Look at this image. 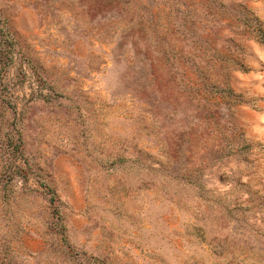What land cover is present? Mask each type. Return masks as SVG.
Listing matches in <instances>:
<instances>
[{"label":"rangeland","instance_id":"374dc122","mask_svg":"<svg viewBox=\"0 0 264 264\" xmlns=\"http://www.w3.org/2000/svg\"><path fill=\"white\" fill-rule=\"evenodd\" d=\"M260 30L264 0H0V245L264 264Z\"/></svg>","mask_w":264,"mask_h":264},{"label":"trees","instance_id":"16d2710c","mask_svg":"<svg viewBox=\"0 0 264 264\" xmlns=\"http://www.w3.org/2000/svg\"><path fill=\"white\" fill-rule=\"evenodd\" d=\"M260 31L262 32V34L264 33V30H260ZM16 140H17V138L14 136L8 138V140H7L8 143L6 144V147L9 151L7 153L8 156H10V154H11V152H13V150H14L15 154L18 151L21 152L20 140L19 139L17 141ZM11 142H14L13 148L10 146V145H12ZM15 148H16V150H15ZM13 163H14L15 167L11 173L14 175L22 176V180L26 179L28 177L29 163L26 160L24 162H18L17 159H15V157H14ZM51 200H53V197L51 198ZM53 210L57 211L58 207L54 205ZM0 250H1V252H0V264H27L25 260L18 258V255L14 253L10 241L4 240V242H2V244L0 245ZM36 264H39V261Z\"/></svg>","mask_w":264,"mask_h":264}]
</instances>
